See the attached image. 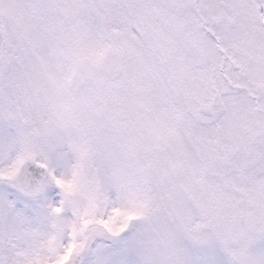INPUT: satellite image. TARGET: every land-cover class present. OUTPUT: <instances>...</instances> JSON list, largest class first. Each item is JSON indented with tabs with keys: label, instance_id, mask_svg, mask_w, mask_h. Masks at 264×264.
I'll return each mask as SVG.
<instances>
[{
	"label": "snow or ice",
	"instance_id": "snow-or-ice-1",
	"mask_svg": "<svg viewBox=\"0 0 264 264\" xmlns=\"http://www.w3.org/2000/svg\"><path fill=\"white\" fill-rule=\"evenodd\" d=\"M0 264H264V0H0Z\"/></svg>",
	"mask_w": 264,
	"mask_h": 264
}]
</instances>
